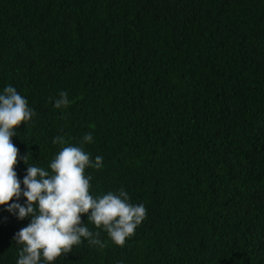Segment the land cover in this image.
I'll use <instances>...</instances> for the list:
<instances>
[{
  "label": "trees",
  "instance_id": "1",
  "mask_svg": "<svg viewBox=\"0 0 264 264\" xmlns=\"http://www.w3.org/2000/svg\"><path fill=\"white\" fill-rule=\"evenodd\" d=\"M9 85L35 112L12 137L22 189L78 146L103 158L93 198L147 210L123 246L81 214L105 247L82 237L49 264H264V0H0ZM31 218L0 205V264Z\"/></svg>",
  "mask_w": 264,
  "mask_h": 264
},
{
  "label": "clouds",
  "instance_id": "2",
  "mask_svg": "<svg viewBox=\"0 0 264 264\" xmlns=\"http://www.w3.org/2000/svg\"><path fill=\"white\" fill-rule=\"evenodd\" d=\"M69 103L68 93L62 91L55 107H67ZM34 115L26 98L15 87L4 88L0 94V205H7V210L21 220L32 217L13 237L22 246L17 264H49L71 252L82 237L92 245L105 247L98 239V232L94 234L82 225L81 214L85 213L89 214L88 222L97 228L103 227L116 245L123 246L146 218L147 210L143 204L130 203L124 189L118 194L108 192L100 198L90 195L92 177L85 174V169H100L102 157L97 156L93 162L81 147H62L50 162L51 172L30 164L23 178L25 187L21 188L15 171L20 153L12 137L16 135L14 129ZM92 140L91 133L83 137L84 142ZM52 142L66 144L62 135ZM27 157L23 158L25 163H28ZM21 196L26 197L24 204L18 202ZM14 197L17 202L10 203Z\"/></svg>",
  "mask_w": 264,
  "mask_h": 264
}]
</instances>
